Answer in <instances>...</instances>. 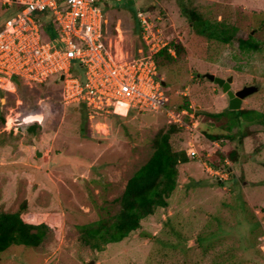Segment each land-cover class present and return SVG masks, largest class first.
I'll return each mask as SVG.
<instances>
[{"label":"rangeland","instance_id":"obj_1","mask_svg":"<svg viewBox=\"0 0 264 264\" xmlns=\"http://www.w3.org/2000/svg\"><path fill=\"white\" fill-rule=\"evenodd\" d=\"M181 2L203 17L250 31L260 41L258 48L242 54L234 41L218 44L195 34ZM149 3H154L147 13L157 23L153 32L159 46L170 41L184 46L178 55L173 50L171 60L157 59L168 97L165 109L132 110L94 122L83 105L62 102L57 75L14 92L0 87V212L16 211L26 201L27 211L62 217L59 232L46 235L45 247L13 244L0 252V264H222L237 259L264 264V126L250 125L252 133L241 145L209 140L205 131H225L224 118L207 113L224 110L228 97L215 82L195 77L232 75V91L257 86L241 100V108L264 110V0H134L133 9ZM117 4L105 12L113 49L122 50L123 57H137L138 49L146 54L136 16ZM12 14L0 0V26ZM47 32L54 33L50 25ZM75 72L84 80L82 69ZM183 98L190 103L188 114L177 109ZM195 110L201 111L197 119ZM167 111L182 121L173 147L195 154L178 167L168 206L103 250L84 245L78 227L110 219L119 210L127 179L151 155L153 139L169 127ZM33 122L40 128L32 133L27 126ZM235 148L238 161L221 165L217 151Z\"/></svg>","mask_w":264,"mask_h":264},{"label":"built area","instance_id":"obj_2","mask_svg":"<svg viewBox=\"0 0 264 264\" xmlns=\"http://www.w3.org/2000/svg\"><path fill=\"white\" fill-rule=\"evenodd\" d=\"M2 4L13 9L0 26V87L7 92H14L19 82L41 84L57 75L62 82V102L83 105L94 122L132 110L165 109L168 97L153 55L166 43L159 46L155 40L157 23L147 12L135 13L147 53L138 49L137 57H123L122 50L112 47L98 0H2ZM45 23L54 33L48 34ZM118 25L114 29L120 40ZM76 67L82 69L84 80ZM167 114L182 122L173 112Z\"/></svg>","mask_w":264,"mask_h":264},{"label":"trees","instance_id":"obj_3","mask_svg":"<svg viewBox=\"0 0 264 264\" xmlns=\"http://www.w3.org/2000/svg\"><path fill=\"white\" fill-rule=\"evenodd\" d=\"M119 2L122 7L130 9L133 15L137 10L143 12L154 10V3L134 10V0H98L104 14L111 6L119 8L120 6L117 4ZM181 10L188 18L190 30L207 40H212L218 44H228L234 41L242 54H248L258 48L260 41L250 31L244 30L236 24L224 19L213 20L203 17L199 11L182 2ZM48 25L45 23L43 27L47 29ZM261 25L264 28V22H261ZM112 31L114 32V30ZM169 48L174 50L176 55L184 50V46L179 42L170 41L167 46L153 55L155 63L158 64L157 59L159 57H163L165 60L173 59V56L168 52ZM195 77L202 78L204 76L203 74L200 76L195 74ZM23 86L28 87L29 85L19 82L17 89ZM257 90H259L258 87ZM183 99V103L177 106L179 111L190 109L189 100ZM200 114V110H195V119ZM207 115L214 119L224 118L222 128L225 132L209 133L205 131L204 134L209 140L223 142L224 138L229 141H236L238 145H241L243 139L252 133L249 129L250 125L264 126V110L256 108L240 107L237 110H231L226 107L220 112L207 113ZM181 125L177 122H171L164 133L153 139L154 149L151 155L127 179L118 198L120 208L110 219L100 218L78 227V238L84 245L93 250H103L106 244L120 241L138 229L141 221L154 214L156 209L168 206V199L178 183V167L190 161V154L187 150L174 148L172 145L174 135L179 131ZM39 128L40 126L36 122L27 126L28 131L32 133ZM217 155L220 164L223 166L226 165V160L236 163L239 159L237 148L227 153L217 151ZM207 160L214 168L217 167L211 158H207ZM61 220L62 217L59 212L27 211L26 201L21 202L16 211L0 212V252L13 244L35 248L45 247L46 235L58 233ZM222 264H241V259L232 263L227 260Z\"/></svg>","mask_w":264,"mask_h":264},{"label":"water","instance_id":"obj_4","mask_svg":"<svg viewBox=\"0 0 264 264\" xmlns=\"http://www.w3.org/2000/svg\"><path fill=\"white\" fill-rule=\"evenodd\" d=\"M199 76V74H196ZM203 76L207 78L211 82H215L218 86L221 87L222 91L226 93L228 97V109L231 110H237L241 107V100L255 92L257 90L256 86L249 85V86H243L241 89L232 91L230 89V82L232 81V75H229L226 78H222L219 76H215L214 74L211 73H204ZM62 79V76L59 77V80ZM3 98L1 99V101ZM37 155H39V152H37Z\"/></svg>","mask_w":264,"mask_h":264},{"label":"clouds","instance_id":"obj_5","mask_svg":"<svg viewBox=\"0 0 264 264\" xmlns=\"http://www.w3.org/2000/svg\"><path fill=\"white\" fill-rule=\"evenodd\" d=\"M182 110H187V109H182ZM188 110H189V109H188ZM180 112H181V110H180ZM173 113H174V112H173ZM167 115H168V114H167ZM172 121H173V120H172ZM172 121H171V119H170L169 122L171 123ZM173 122H175V121H173ZM177 123H179V122H177ZM179 124H181V123H179ZM215 141H216V140H215ZM190 157H191V156H190ZM191 158H192V157H191Z\"/></svg>","mask_w":264,"mask_h":264}]
</instances>
